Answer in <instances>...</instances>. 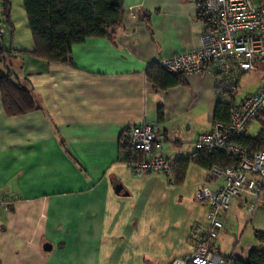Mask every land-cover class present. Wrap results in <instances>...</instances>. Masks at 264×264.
<instances>
[{"label": "crops", "instance_id": "0c3cea01", "mask_svg": "<svg viewBox=\"0 0 264 264\" xmlns=\"http://www.w3.org/2000/svg\"><path fill=\"white\" fill-rule=\"evenodd\" d=\"M10 22L9 35L12 14ZM203 28L193 0H123L115 33L73 43L72 64L29 52L8 59L37 109L8 115L0 92V196L7 200L0 264H170L191 252L193 229L206 223L195 191L202 184L215 190L221 178L193 162L178 184L160 171L135 175L119 136L134 122H157L159 154L174 161L194 149L212 120L227 118L217 105L230 107L264 85L238 89L250 69L235 90L217 93L212 74L200 71L155 90L145 68L197 47ZM9 48L30 50L31 33L29 45L15 38ZM244 199L251 198L232 197L221 212L211 240L220 256L246 260L257 246L254 230H264V205L249 211Z\"/></svg>", "mask_w": 264, "mask_h": 264}, {"label": "built area", "instance_id": "2783aa9c", "mask_svg": "<svg viewBox=\"0 0 264 264\" xmlns=\"http://www.w3.org/2000/svg\"><path fill=\"white\" fill-rule=\"evenodd\" d=\"M193 1L201 18L208 20V26L199 35L198 46L164 56L158 62L171 72H208L213 76L215 92L233 91L238 75L264 59V0ZM5 34V27L0 24V37ZM253 124H258L257 131L264 132V85L230 105L226 119H214L209 130L196 134L195 150L224 153L233 163L208 169L210 175L221 178V184L215 190L202 184L195 191L194 197L206 206V223L193 229L197 241L191 252L170 264H225L211 242L223 225L221 212L229 207L232 197L243 194L251 198L242 201L247 210L264 205V148L250 150L237 142L249 134ZM127 129L131 153L124 151L122 158L131 172L140 175L160 171L170 175L174 161L159 154L162 144L159 123L141 120ZM6 202L0 196V208Z\"/></svg>", "mask_w": 264, "mask_h": 264}, {"label": "trees", "instance_id": "16d2710c", "mask_svg": "<svg viewBox=\"0 0 264 264\" xmlns=\"http://www.w3.org/2000/svg\"><path fill=\"white\" fill-rule=\"evenodd\" d=\"M22 3L31 33L32 48L30 50L6 48L2 45V37H0V92L4 110L8 115H20L37 109L30 90L17 81L15 73L10 69L8 63L10 57L29 52L46 61L72 64V44L81 42L87 37L115 33L121 23L123 12V0H22ZM11 9V0H0V24L3 26L8 24L12 28ZM198 17L207 27L208 20L201 18L199 14ZM145 76L155 90L166 89L171 85L185 82L181 72L167 71L160 66L158 61L145 68ZM228 109L229 104H219L215 112L216 114L221 112L219 118H223L224 111L228 113ZM127 130L126 128L119 136L121 154L124 151L131 153ZM237 142L250 150L262 149L264 148V132L259 130L253 136L244 135L237 139ZM189 162L210 169L212 166L220 168L229 166L233 160L218 151L205 152L193 149L188 155L174 160L169 180L175 184L182 182ZM253 235L257 246L249 251L246 260H241L232 253L222 256L224 263L264 264L262 249L264 248V230L256 229Z\"/></svg>", "mask_w": 264, "mask_h": 264}, {"label": "rangeland", "instance_id": "374dc122", "mask_svg": "<svg viewBox=\"0 0 264 264\" xmlns=\"http://www.w3.org/2000/svg\"><path fill=\"white\" fill-rule=\"evenodd\" d=\"M261 0H252V2L257 3ZM11 14L12 20L15 25V30L12 32L11 35L5 34L2 36L3 42L7 48L10 47V42L15 38L19 39L22 45H29L30 40V29L28 27L27 18L25 14V10L23 7L22 0H11ZM1 19V14H0ZM6 27H10L6 24ZM28 36V39H27ZM264 82V60L258 62L256 64V68L244 73L241 78L239 79V90L241 91H252L254 90L259 84ZM258 124H253L249 130V135H255L257 133Z\"/></svg>", "mask_w": 264, "mask_h": 264}]
</instances>
